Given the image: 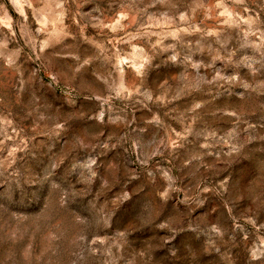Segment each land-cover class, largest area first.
I'll use <instances>...</instances> for the list:
<instances>
[{"label":"rangeland","instance_id":"rangeland-1","mask_svg":"<svg viewBox=\"0 0 264 264\" xmlns=\"http://www.w3.org/2000/svg\"><path fill=\"white\" fill-rule=\"evenodd\" d=\"M0 264H264V0H0Z\"/></svg>","mask_w":264,"mask_h":264}]
</instances>
